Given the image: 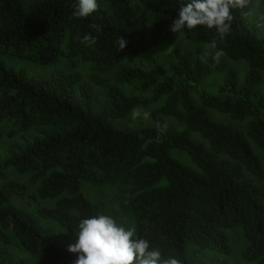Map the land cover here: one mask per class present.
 Instances as JSON below:
<instances>
[{
	"label": "trees",
	"instance_id": "trees-1",
	"mask_svg": "<svg viewBox=\"0 0 264 264\" xmlns=\"http://www.w3.org/2000/svg\"><path fill=\"white\" fill-rule=\"evenodd\" d=\"M75 2L0 0V264H28L14 239L39 264H74L79 221L103 214L86 185L114 188L136 238L162 259L264 264V38L249 22L258 0L230 10L224 39L172 33L180 0H97L87 18L73 15ZM87 34L94 44L81 42ZM214 39L218 62L203 58ZM163 46L168 67L156 57ZM73 61L106 86L103 107L80 75L55 70ZM220 74L215 93L199 92ZM136 108L150 126L120 124Z\"/></svg>",
	"mask_w": 264,
	"mask_h": 264
},
{
	"label": "clouds",
	"instance_id": "clouds-1",
	"mask_svg": "<svg viewBox=\"0 0 264 264\" xmlns=\"http://www.w3.org/2000/svg\"><path fill=\"white\" fill-rule=\"evenodd\" d=\"M264 3V0H261ZM249 0H180L181 7L177 18L172 21L170 31L175 34L192 32L198 28L215 30L220 39H224L231 30L233 17L230 10H243ZM97 0H76L74 16L87 18L98 9ZM82 43L96 42L90 34L84 35ZM127 45L124 37L118 40L121 51ZM206 47L210 50L204 54L206 60L211 56L218 62L224 51L217 48L214 39ZM131 118L149 119L148 112L136 108ZM158 128L161 126L158 124ZM166 128V125L163 126ZM76 240L67 251L76 256L74 264H179L175 258L162 259L161 252L150 249L149 241L136 238L134 228H125L110 215L99 214L84 218L78 223Z\"/></svg>",
	"mask_w": 264,
	"mask_h": 264
},
{
	"label": "rangeland",
	"instance_id": "rangeland-1",
	"mask_svg": "<svg viewBox=\"0 0 264 264\" xmlns=\"http://www.w3.org/2000/svg\"><path fill=\"white\" fill-rule=\"evenodd\" d=\"M249 22L253 27L256 28L259 36L261 38H264V3L261 2V0H258L255 8L249 15ZM156 57L161 65L164 67H168L170 63L173 61V48L168 47V46H163L159 48L156 51ZM10 65L12 64L13 66L17 68H26L30 73L32 74H43V73H48L53 71L54 69H43L39 68L34 65H30L27 63H22V62H12L10 60L5 59ZM236 68L240 72V78L244 77L245 74V66L244 65H236ZM55 70H63L68 73H76L80 75L83 79V81L87 84H89L95 95L96 102L99 107H103L106 103V86L101 85L97 86L94 83L93 80V74L94 72L92 71V67L87 64H82L77 61L73 62H67L63 64H59ZM223 82V77L222 75H215L211 77L209 80H207L204 84H202L198 90L199 92H207V93H215L217 88L221 85ZM125 92L127 94H136L135 87L132 86H125L124 87ZM262 89L264 91V83L262 84ZM198 94V93H197ZM198 97V95H196ZM142 112H148L146 110L140 109ZM149 113V112H148ZM214 115V114H213ZM264 116V112H263ZM224 122H227L228 119L223 118V117H218ZM121 125L127 126V127H132V128H140V127H145V126H150L152 124L150 117L148 120H143L142 118H138L137 120H133L131 118V114L123 121L120 122ZM8 146V142L6 141H1L0 142V154L4 155L6 148ZM22 181L28 182L26 178H21ZM85 192L96 204H98L101 209L103 214L105 215H110L113 217L116 222L122 226H124L126 229L131 227L134 228V222L133 220L129 217L126 216L125 214L122 213V208H121V203L118 199L117 196V191L114 188H94L89 185L85 186ZM53 202L48 203V206H53ZM22 206V204H20ZM52 226V225H51ZM54 227V226H53ZM55 228V232L60 235L62 238L67 239V235L62 232L60 229L57 227ZM11 250L12 252L20 259H23L27 261L28 264H39L36 260L31 258L28 254H26L19 243L14 239L12 240V245H11Z\"/></svg>",
	"mask_w": 264,
	"mask_h": 264
}]
</instances>
